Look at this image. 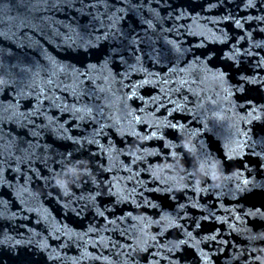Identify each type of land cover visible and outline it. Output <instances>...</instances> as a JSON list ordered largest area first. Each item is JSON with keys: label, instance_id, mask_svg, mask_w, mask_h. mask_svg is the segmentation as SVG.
Segmentation results:
<instances>
[{"label": "water", "instance_id": "obj_1", "mask_svg": "<svg viewBox=\"0 0 264 264\" xmlns=\"http://www.w3.org/2000/svg\"><path fill=\"white\" fill-rule=\"evenodd\" d=\"M254 234L264 0H0V264H264Z\"/></svg>", "mask_w": 264, "mask_h": 264}, {"label": "clouds", "instance_id": "obj_2", "mask_svg": "<svg viewBox=\"0 0 264 264\" xmlns=\"http://www.w3.org/2000/svg\"><path fill=\"white\" fill-rule=\"evenodd\" d=\"M180 137L177 146L182 148L185 153L189 155L192 160V168L194 176L198 181H208L211 185L220 186L227 174L223 171L222 163L214 156L196 157L192 153V141L190 137L183 134L180 129H176ZM173 157H180V153H172ZM178 164L183 170L184 165L178 161ZM88 161L77 160L74 165L65 164L64 167L52 177L53 186L65 194L71 191L74 183L78 182L82 176L88 175ZM254 238L264 239V234H254ZM264 261V257L260 258Z\"/></svg>", "mask_w": 264, "mask_h": 264}, {"label": "snow or ice", "instance_id": "obj_3", "mask_svg": "<svg viewBox=\"0 0 264 264\" xmlns=\"http://www.w3.org/2000/svg\"><path fill=\"white\" fill-rule=\"evenodd\" d=\"M173 127H175V126H173Z\"/></svg>", "mask_w": 264, "mask_h": 264}]
</instances>
